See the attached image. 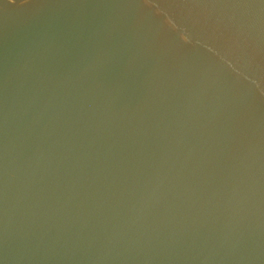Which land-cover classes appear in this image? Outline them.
Returning <instances> with one entry per match:
<instances>
[{"label":"water","instance_id":"1","mask_svg":"<svg viewBox=\"0 0 264 264\" xmlns=\"http://www.w3.org/2000/svg\"><path fill=\"white\" fill-rule=\"evenodd\" d=\"M0 264H264V0H0Z\"/></svg>","mask_w":264,"mask_h":264}]
</instances>
